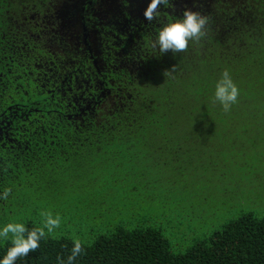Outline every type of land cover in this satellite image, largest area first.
<instances>
[{"label":"trees","instance_id":"trees-1","mask_svg":"<svg viewBox=\"0 0 264 264\" xmlns=\"http://www.w3.org/2000/svg\"><path fill=\"white\" fill-rule=\"evenodd\" d=\"M20 1L0 0V193L14 185L8 198L0 199V215L13 214V205H8L11 195L16 194L19 203L41 181L49 192L50 208L55 209L60 198L76 193L96 204L101 198L111 201L103 193L123 187L121 173L135 177L120 192L130 196L137 191L130 186L142 182L146 169L126 165L146 163L164 153L178 160L176 150L189 151L194 144L191 136L264 129V0L212 4L199 0L200 6H211L214 19L208 20L207 34L198 44L189 41L187 52L161 54L152 41L165 24L178 18L162 22L153 27V38L144 35L140 57L128 41L122 47L126 56L105 58V95H86V102L78 100L82 93L74 96L68 86L56 82L52 88V80L35 79L32 59L21 63L13 48L18 37L11 21L19 16ZM173 65L175 72L164 76ZM224 70L240 90L228 113L218 102L212 103ZM79 175L84 181L72 183ZM24 201H33L31 213L47 209L36 199ZM88 208L86 214H71L69 220L91 216ZM37 220L27 221L25 227H40ZM151 223L156 224L131 225L127 220L108 226L111 230L82 244L84 251L73 264H264V213L243 211L181 253H175L161 229ZM11 246V240L0 242V259ZM72 247L73 239L67 235L49 236L16 264H59L58 257L67 264Z\"/></svg>","mask_w":264,"mask_h":264},{"label":"rangeland","instance_id":"rangeland-1","mask_svg":"<svg viewBox=\"0 0 264 264\" xmlns=\"http://www.w3.org/2000/svg\"><path fill=\"white\" fill-rule=\"evenodd\" d=\"M204 136H191L194 144L189 145L187 152L179 153L180 149L176 148L179 149L176 150L178 160L171 156L168 158L169 155L164 153L163 156L156 154L158 158L146 163L142 161L126 165L146 169L142 182L130 186L137 191L130 196L120 194L126 190V182H133L135 177L118 174L125 185L118 190L111 188L114 193L104 192L102 197L109 196L108 200L111 201L101 198V205L84 193H76L69 198H60L57 209L50 208L49 192L45 191L46 187L41 181L38 187L28 190L19 203L16 194L10 196L13 200L8 205H13V214L0 215V229L7 223L25 225L36 218L38 224L42 225L40 213L50 211L53 216L59 215L61 218L60 227L51 236L67 235L87 245L94 241L95 235L111 230L108 226L113 227L121 221L128 220L131 225L152 221L156 224L151 223V226L161 229L174 252L181 253L220 230L243 211L263 214L264 129L250 127L245 132ZM202 137L203 142L200 143ZM104 177L116 179L114 174ZM75 179L72 183L80 185L84 181L80 175ZM13 186L11 184L10 188ZM24 198L36 199L47 209L31 213L33 201L25 202ZM17 204L19 207L15 210ZM76 206L80 209H76ZM87 207L93 211L91 216H83L79 222L69 220L71 214H86ZM8 240H11V234ZM5 241L0 238V242Z\"/></svg>","mask_w":264,"mask_h":264},{"label":"flooded vegetation","instance_id":"flooded-vegetation-1","mask_svg":"<svg viewBox=\"0 0 264 264\" xmlns=\"http://www.w3.org/2000/svg\"><path fill=\"white\" fill-rule=\"evenodd\" d=\"M206 1L213 2L202 0ZM149 2L22 0L19 16L11 20L18 37L13 48L22 57L21 63L32 59L35 79L52 80V88L57 86L56 82L68 86L72 95L82 93L78 100L83 102L87 101L86 95L104 97V78L108 77L104 73L108 66L105 58L121 53L126 56L123 44L134 43L140 57L145 46L144 35L153 38V27L158 28L173 17L181 19L186 9L199 12L209 21L214 19L211 6H200L199 0H169L168 5H161L158 18L149 22L143 17ZM84 59L88 60L86 64Z\"/></svg>","mask_w":264,"mask_h":264},{"label":"clouds","instance_id":"clouds-1","mask_svg":"<svg viewBox=\"0 0 264 264\" xmlns=\"http://www.w3.org/2000/svg\"><path fill=\"white\" fill-rule=\"evenodd\" d=\"M169 0H150L143 10L145 20L151 22L158 18L161 5H168ZM208 18L199 12L186 9L182 13V18L165 24L158 32L157 38L152 41L151 46L158 48L161 54L187 52L189 41L198 44L206 36V25ZM175 72V65L164 71V76H171ZM240 90L233 82L229 72L224 70L221 78L215 85L214 97L212 103H219L224 113L231 110V106L236 104ZM11 193L10 188H5L0 193V199L6 200ZM42 225L28 230L23 223H7L0 229V238L8 240L11 234V247L8 248L6 255L0 259V264H16V261L22 257L28 256L30 252L36 251L40 246V241L46 239L61 225L59 215L53 216L50 211L40 213ZM84 251L82 242L79 239L73 240L71 253L67 257V264H73V261ZM59 264H65L60 257L57 258Z\"/></svg>","mask_w":264,"mask_h":264}]
</instances>
